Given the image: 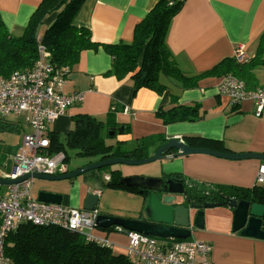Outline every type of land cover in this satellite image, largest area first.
I'll list each match as a JSON object with an SVG mask.
<instances>
[{"label": "crops", "instance_id": "0c3cea01", "mask_svg": "<svg viewBox=\"0 0 264 264\" xmlns=\"http://www.w3.org/2000/svg\"><path fill=\"white\" fill-rule=\"evenodd\" d=\"M41 1L0 0L2 18L12 35H23ZM158 1L86 0L73 23L88 29L95 42L132 43L135 27ZM177 1H183V7L170 25L166 44L185 74L196 76L211 70L224 59L234 58L239 46L246 47V54L251 59L255 57L264 34V0ZM54 20V15L45 19L39 29L40 39ZM111 67L112 58L102 48L81 55L79 63L70 70L64 92L85 94V100L51 124L50 136L69 134L74 131L78 118L91 117L108 130L103 132L107 144L111 132L123 127L124 134L113 135L117 137L116 143L109 145L126 147V150L145 147L150 156L174 138L195 148L222 153L264 154V117L255 116L251 102L234 105L223 96L220 93L223 77L205 78L197 88L190 90H182L166 81L167 91L158 95L145 88L136 91L129 79L119 81L116 77H107ZM254 74L256 76V71ZM197 104L200 105V114L195 122L167 124L159 116L161 110ZM23 132H31V129L28 127ZM176 153L173 151L166 160L157 162L155 171L146 177H160L162 173L180 175L217 189L230 186L251 191L257 186L258 170L263 163L255 159L229 160L210 155L172 157ZM113 169L120 170L124 177L139 176L138 173L125 174L119 168ZM96 177L98 183L82 184L77 195L65 197L62 205L82 210L89 192L95 188L92 194L99 195L97 184H104L108 175L102 177L98 174ZM234 211L225 205L207 209L204 229H195L191 239L212 246L210 259L214 264H264V240L234 232ZM139 214L129 219H136ZM96 235L107 240L115 253L127 254L129 235L117 228L109 231L97 229Z\"/></svg>", "mask_w": 264, "mask_h": 264}, {"label": "trees", "instance_id": "16d2710c", "mask_svg": "<svg viewBox=\"0 0 264 264\" xmlns=\"http://www.w3.org/2000/svg\"><path fill=\"white\" fill-rule=\"evenodd\" d=\"M85 1L42 0L23 35L18 37L10 33L0 12V78L8 79L17 72L32 70L39 59V46L42 45L50 54L48 60L52 64L70 69L79 63L85 51L102 48L112 58V67L106 76L116 77L119 81L129 79L136 91L145 88L162 95L168 89L166 81L182 90H190L197 88L205 78L228 75L243 80L250 90L258 88L254 72L264 66V34L260 38L255 57L248 63L227 58L207 72L188 76L179 68L166 44L170 25L181 11L183 1L159 0L135 27L132 43L118 44L95 42L88 29L74 25V18ZM51 15H54L55 20L40 39L39 29ZM172 101H176L175 96ZM199 114L200 105L197 104L161 110L159 116L170 124L195 122ZM0 129L24 130L21 122H10L8 119H0ZM105 130L107 129L101 122L91 117L78 118L74 131L66 135L65 142L51 136L50 150L54 154L66 153V161L69 158L66 147L78 156L99 158L98 161L126 155L136 159L151 157L145 147L126 150V147L114 148L108 145L103 135ZM100 171L108 175L107 187L138 193V190L121 185L124 176L120 170L108 167ZM218 190L224 197L218 200L222 204L225 199H248L264 205V189L258 186L251 191L230 186H222ZM113 229L116 228H111ZM6 254L11 264H137L132 256L115 253L111 247L87 240L79 232L62 226H35L30 223L22 225L17 232L9 235Z\"/></svg>", "mask_w": 264, "mask_h": 264}, {"label": "built area", "instance_id": "2783aa9c", "mask_svg": "<svg viewBox=\"0 0 264 264\" xmlns=\"http://www.w3.org/2000/svg\"><path fill=\"white\" fill-rule=\"evenodd\" d=\"M49 58L50 54L40 45L39 59L32 70L17 72L8 79L0 78V119L15 116L31 129L24 133L18 150L8 156L9 170L0 176L17 180L31 175L15 185L0 186V264H11L6 254L9 235L29 223L62 226L81 233L87 240L111 247L107 240L96 235L97 213L46 204L32 197L33 174L58 176L69 172L65 154L50 150L49 127L85 100V94L64 92L71 69L56 66ZM234 58L243 64L251 60L245 46L236 48ZM220 93L234 105L251 102L255 116L264 117V86L250 90L243 80L228 75L222 78ZM256 184L264 189V162L259 167ZM127 254L137 264H214L210 259L212 246L191 238L166 240L130 233Z\"/></svg>", "mask_w": 264, "mask_h": 264}, {"label": "water", "instance_id": "95a60500", "mask_svg": "<svg viewBox=\"0 0 264 264\" xmlns=\"http://www.w3.org/2000/svg\"><path fill=\"white\" fill-rule=\"evenodd\" d=\"M124 128L111 132V135L124 134ZM177 151L172 157H185L189 155H210L229 160L255 159L264 162V154L258 153H222L207 148H195L182 139H171L156 153L149 158L136 159L131 155L124 157L110 158L98 161L79 168L76 171H69L63 175L48 176L33 174L35 180L70 181L95 170L127 165L132 167L153 164L164 161L169 153ZM26 175L20 179H2L0 186H12L30 178ZM121 185L138 190L143 203L141 212L136 219L113 217L99 214L97 207L99 196L89 194L84 201V211L97 213L95 223L96 229L109 231L115 227L123 234L139 233L145 236H152L160 239L186 240L192 237L194 230H202L205 227V212L207 209H214L221 205L234 209V232H241L245 237L264 240V205L254 203L248 199L240 201L225 199L224 204L217 201L213 194L218 191L203 182L181 177L180 175L160 174V177L130 176L121 180ZM224 197L221 195V199ZM63 196L56 193L42 191L37 200L46 204H63Z\"/></svg>", "mask_w": 264, "mask_h": 264}, {"label": "rangeland", "instance_id": "374dc122", "mask_svg": "<svg viewBox=\"0 0 264 264\" xmlns=\"http://www.w3.org/2000/svg\"><path fill=\"white\" fill-rule=\"evenodd\" d=\"M260 86H264V66L256 69V76ZM10 122H21L24 129L28 130V125L25 121H20L15 116H11L8 118ZM25 132L21 131H6L0 129V176L5 173V171L9 170V166H6V163L9 165L8 156L15 153L19 145L22 142V138ZM110 134V133H109ZM119 134V133H118ZM66 133L58 136L61 142H65ZM106 136V135H105ZM108 138V145L110 143H116V136L110 134ZM66 152L68 153V160L66 161L69 171H76L79 168H83L86 165L91 163L98 162L99 158H85V156H78L76 153L71 150L69 147H66ZM64 152H59L61 154ZM67 156L66 153H64ZM157 163V162H156ZM156 163L142 165L137 167H130L127 165H117L113 166V168H119L125 172V174L130 173H138L139 176L151 175ZM104 175L105 172H101L100 170H95L88 172L84 175L79 176L78 178L70 181H53L48 182L44 180H35L34 187L32 190V197L34 199L38 198V195L42 191H47L51 193L60 194L63 198L71 196L74 197L81 189L82 184H96L98 183L97 175ZM156 173L154 172L153 175ZM101 181L103 182V178ZM106 182L102 185H98L99 187V204H98V212L104 213L105 215L113 216V217H121V218H130L141 212L142 203L141 196L138 193H134L121 188H110L105 185ZM93 188L89 194L93 193ZM88 194V195H89ZM68 207V206H67Z\"/></svg>", "mask_w": 264, "mask_h": 264}, {"label": "flooded vegetation", "instance_id": "af4514ba", "mask_svg": "<svg viewBox=\"0 0 264 264\" xmlns=\"http://www.w3.org/2000/svg\"><path fill=\"white\" fill-rule=\"evenodd\" d=\"M215 189L218 191V193L213 194V195L215 196L216 200L218 201L221 198L222 194L220 193V191L217 188H215Z\"/></svg>", "mask_w": 264, "mask_h": 264}]
</instances>
